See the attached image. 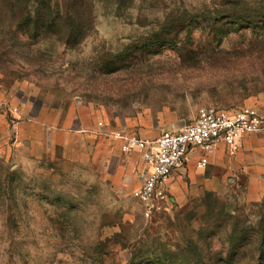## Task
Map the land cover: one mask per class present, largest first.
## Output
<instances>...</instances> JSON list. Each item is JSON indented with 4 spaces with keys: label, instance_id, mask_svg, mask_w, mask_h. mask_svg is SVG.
<instances>
[{
    "label": "rangeland",
    "instance_id": "1",
    "mask_svg": "<svg viewBox=\"0 0 264 264\" xmlns=\"http://www.w3.org/2000/svg\"><path fill=\"white\" fill-rule=\"evenodd\" d=\"M261 1L85 0L82 37L66 45L0 0V264H264V180L211 162L146 220L121 190L122 166L139 175V158L114 136L264 96ZM43 127L58 128L44 149Z\"/></svg>",
    "mask_w": 264,
    "mask_h": 264
},
{
    "label": "built area",
    "instance_id": "2",
    "mask_svg": "<svg viewBox=\"0 0 264 264\" xmlns=\"http://www.w3.org/2000/svg\"><path fill=\"white\" fill-rule=\"evenodd\" d=\"M264 131V117L254 106L225 110L201 107L192 122L179 129L163 130L155 140L136 134L115 133L124 152L140 150L145 164L141 184L132 192L146 220L169 212L174 204L170 181L176 172L185 169L189 153L195 148L212 150L223 143L234 154L238 141L245 135ZM204 158L197 164L204 168Z\"/></svg>",
    "mask_w": 264,
    "mask_h": 264
},
{
    "label": "crops",
    "instance_id": "3",
    "mask_svg": "<svg viewBox=\"0 0 264 264\" xmlns=\"http://www.w3.org/2000/svg\"><path fill=\"white\" fill-rule=\"evenodd\" d=\"M264 117V96H261L257 100H255L252 104ZM183 125L179 127H171L169 129H179ZM51 129H58L55 127H43L42 135H41V143H43L42 148H48L50 144L54 143V136L50 134ZM53 131V130H52ZM54 132V131H53ZM161 133V132H160ZM157 133H150L146 131H140L139 137L155 140L159 135ZM128 134V133H127ZM132 134V133H129ZM116 138V137H115ZM116 144L121 149L122 141L119 138H116ZM118 147H116L118 149ZM119 151V149H118ZM130 154L137 156L139 158V171L138 175L135 171V167L137 163L133 164L128 162L126 165V169L122 166V182H121V190L123 193L132 191L137 188L141 184L142 176L145 172V164L142 159L141 151L135 150L130 152ZM230 151L228 147L221 143L216 148L212 150H204L203 148H195L188 155V162L185 169L181 172H176L170 181V191L173 196L172 188L175 181L178 180L182 175H186L187 173H191L195 169H205L208 164L211 162L220 163L227 166L231 175H243L246 179L250 180H264V131L251 133L243 136L237 144L236 152L233 156H230ZM207 160V164L204 168L198 167L197 164L202 159ZM119 165V163H118ZM133 168V169H132ZM175 182V183H174ZM174 198V196H173ZM175 203V198H174Z\"/></svg>",
    "mask_w": 264,
    "mask_h": 264
},
{
    "label": "trees",
    "instance_id": "4",
    "mask_svg": "<svg viewBox=\"0 0 264 264\" xmlns=\"http://www.w3.org/2000/svg\"><path fill=\"white\" fill-rule=\"evenodd\" d=\"M123 0H114V3L119 4ZM125 1V0H124ZM19 5L20 15L18 17V24H21L24 29L35 30L36 35H40L42 31L57 27L58 30L54 32L57 39L62 40L64 44L71 45L76 42L82 34L78 30V18L75 15L77 6L81 8L85 3V0H58V3H53L52 0H40L41 9H39L37 15H33L32 11L28 8L29 0H15ZM260 13H264V1H261ZM59 10H54L55 7H59ZM228 15V14H227ZM239 16L237 12L233 11L228 17ZM245 17V16H244ZM241 16V18H244ZM33 35V34H30ZM167 213V212H165ZM163 214V213H161ZM160 215V214H158ZM153 219V218H152ZM150 219V220H152ZM262 230L261 241L259 247L258 261L261 263L264 257V226H260ZM232 244L235 243L233 237L231 238Z\"/></svg>",
    "mask_w": 264,
    "mask_h": 264
}]
</instances>
